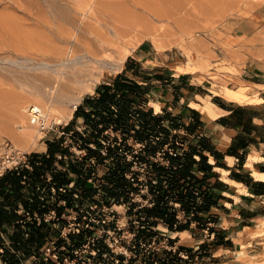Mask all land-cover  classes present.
<instances>
[{
  "label": "rangeland",
  "instance_id": "374dc122",
  "mask_svg": "<svg viewBox=\"0 0 264 264\" xmlns=\"http://www.w3.org/2000/svg\"><path fill=\"white\" fill-rule=\"evenodd\" d=\"M58 1L68 5L69 11L66 12L76 14L75 0H0V166L7 161L3 149L7 144L17 151L19 156L17 161L21 164L34 153L42 151L49 141H59L65 137L64 145H70L72 134H66L65 128L75 120L78 106L83 105L90 97H97V90L101 86L113 84L115 79L126 71L129 60L136 62V65L132 67L133 71L127 72V77L140 80L139 78L147 77L146 73H149L152 74L150 78L154 80L155 86L171 84L175 79L176 84L172 85L169 96L179 98L181 95L177 107L179 109L186 105L187 98L199 102L195 97L196 89L203 97L219 104L230 101L218 95L219 93L222 94L227 88L238 90L241 86H247L250 88L251 100L237 105L258 106L262 103L259 97L264 86L252 82L246 70L249 59L254 61L258 53L264 52V0H139L141 3L137 5H132L128 0H115L118 5L114 7L121 11L119 17L122 22L130 25L140 24L144 27L150 25L152 33L139 35L135 33L133 40L136 43L129 54L116 67L109 69L99 81L94 82L91 90L81 94L75 104L73 115L58 123L56 118L60 117L65 106L58 101L55 83L45 84L41 78V75H45L54 80L58 75L49 70L46 64H39L35 59L40 47L44 43L46 48L49 44L52 45L51 40L58 36L48 30L46 34L49 37L43 41L44 43L42 42L37 30L36 11L42 10L47 18L55 19L58 11L53 8V4L59 3ZM97 1L85 0V5L100 8L101 5L97 4ZM146 1L150 4L155 3L154 5L166 15L159 21L153 19L143 7ZM124 9H128V12H123ZM76 16H80L79 19L84 17L78 14ZM57 21L63 22L61 18ZM67 26L74 30L71 25ZM74 32L76 33L75 30ZM54 44L68 46L66 42L58 40ZM190 68L194 70L191 71ZM183 75L188 79L183 81L179 78ZM187 82L194 89L190 92L180 91L179 87L185 88ZM18 97L21 105L53 104V111L48 113L45 129L31 126L26 109L21 110L18 107ZM153 98L156 101L152 105H155L156 109L161 104L157 100L162 101V99L159 96ZM182 98L186 101L181 102ZM144 108L152 109L149 104ZM179 109L174 108L171 113L178 114ZM156 115L164 114L159 112ZM74 125L77 131L86 132L88 129L82 118H79ZM136 125H139L138 122ZM164 125L170 126L167 122ZM38 132L41 138L34 145L31 133L37 135ZM107 134L116 136L112 131ZM171 135H177L178 142L188 149L192 138H184L182 141V138L178 137L179 134H175L172 129ZM170 140L173 142L172 139ZM127 143L134 148L132 153H126L123 145L119 146L120 149L117 151L126 157V160L121 161V165L132 184L128 185L129 199L123 197L122 204L110 206L105 204V187L113 185L111 178L112 167L116 165L114 159L109 156L106 148L98 150L99 157H95L89 155L87 150L73 145L71 155L64 159L67 163L73 162L79 168L92 173L90 183L93 184L95 193L91 198H82L77 191L73 194L76 200L75 209L67 211L65 225L62 226L59 222L51 224L53 233L40 251L43 257L57 260L53 247L59 239L67 240L73 247V259H66L65 264H132V262L145 264L144 260L151 256L153 259L159 257L163 263H171L174 260L170 259L167 252L185 259L187 253L179 250L181 247L197 249V235L194 237L188 232L180 235L170 233L163 222L152 228L156 233L151 239L135 240L136 232L142 225L139 218L145 215L140 214V211L155 205L147 187V177L149 175L154 177L148 161L168 165L163 151L170 149L171 145H165L164 150H161L159 141L154 139L152 146L158 151L154 157L150 151L145 150L144 145L136 143L132 138L128 139ZM113 144L107 143L106 146L110 145L114 148ZM91 147L96 149L95 145ZM58 159H62L60 155ZM255 159L258 157L256 156ZM230 163L233 164L234 161ZM9 165L12 167L15 164ZM57 166L61 167L59 164ZM74 186L73 183L70 188ZM99 202L102 204L98 205ZM60 204L64 205L65 202L62 201ZM171 206L178 210L179 218L185 221L180 205L172 203ZM50 219H56L55 214L48 215L47 220ZM191 228L197 232L196 223H192ZM247 231L251 237L262 239L261 250L252 251L253 247L244 245L240 252L230 257L237 256L242 264H264V220L259 222L256 229L247 228ZM82 233L84 234L80 241L82 243L76 246L69 235L77 236ZM171 240H174V243H171ZM65 249V247L57 248L55 252ZM130 249L139 250L137 254L139 257H136ZM36 262L39 260L33 257L25 260L24 264H36Z\"/></svg>",
  "mask_w": 264,
  "mask_h": 264
},
{
  "label": "trees",
  "instance_id": "16d2710c",
  "mask_svg": "<svg viewBox=\"0 0 264 264\" xmlns=\"http://www.w3.org/2000/svg\"><path fill=\"white\" fill-rule=\"evenodd\" d=\"M132 63L136 65L129 60L126 71L118 76L113 84L98 88L97 97H90L83 105L78 106L75 120L65 128L66 134H72L70 145H64L65 137L59 141H49L46 154L34 153L18 168L9 169L0 177V260L3 264H24L25 260L33 257L39 260L36 264H65L66 259H73V247L65 239H59L53 247L55 251L57 248H66L58 253L54 251L57 260L43 257L40 253L53 233L51 224L59 222L62 226L65 225L67 211L75 209L76 200L73 194L77 191L82 198H91L95 193L94 186L90 183L92 173L79 168L73 162L67 163L64 159L71 155L73 145L87 150L89 155L95 157H99L98 150L106 148L109 156L114 159L116 165L112 167L111 178L113 185L105 187V204L109 206L122 204L123 197L128 200V185H132L121 165V161L126 160V157L117 151L119 146L123 145L126 153H132L134 148L127 143L128 139L132 138L136 143L144 145L145 150L155 157L158 151L152 146L154 139L159 141L161 150H164L165 145H171L168 151H163L168 165L148 161L154 177H147V187L155 205L140 211V214L145 215L139 218L142 225L136 232V241L141 238L146 241L151 239L156 233L152 228L159 222H163L170 233L194 231L191 228L192 223H196L197 228V222L201 226V221L204 220L200 213L217 203L208 182L216 173L213 172L214 167L209 164V158L204 152L209 150L217 160V165L226 167L221 163V154L210 149L205 142L189 144L188 149H185L184 145L178 142L177 135H171V129L176 130L177 125L169 123L170 126L167 127L164 125L168 120L166 115H156L153 109L144 108L148 102L145 90L127 77V72L133 69ZM79 118H82L88 127L86 132L74 129V124ZM137 122L139 125H136ZM187 130L190 133L195 132L192 125L187 127ZM109 131L116 136L107 134ZM107 143H114V148L110 145L107 147ZM92 145H95L96 149H93ZM59 155L62 159H58ZM200 172L204 174L200 175ZM48 174L52 177L50 181ZM71 183L75 184L73 188H70ZM199 198L203 200L201 204ZM62 201L65 202L64 205L60 204ZM172 203L180 205L185 221L179 218V212L171 206ZM53 211L56 219L48 221L47 216L52 215ZM203 226L213 232V228L206 223ZM90 234L93 236L92 232ZM83 236V233L77 236L69 235L76 246L81 245ZM170 242L174 243V240ZM202 248L203 245L200 249ZM130 250L138 256L139 250ZM179 250L186 251L188 258L175 257L171 252H167L170 259L174 260L171 263H163L159 257L153 259L151 256L152 259L149 257L144 260L145 264H184L197 256V251L194 253L192 248L181 247Z\"/></svg>",
  "mask_w": 264,
  "mask_h": 264
},
{
  "label": "crops",
  "instance_id": "0c3cea01",
  "mask_svg": "<svg viewBox=\"0 0 264 264\" xmlns=\"http://www.w3.org/2000/svg\"><path fill=\"white\" fill-rule=\"evenodd\" d=\"M131 65L134 66L133 63ZM246 72L252 82L264 86V52L258 53L254 61L249 59ZM146 74L147 77L139 78L141 81L138 78H130L145 90L147 104L151 105L155 114L160 112L167 116V123H175L177 129L174 132L179 134L178 137L182 138V141L184 138H192L189 141L190 144L207 143L210 149L221 154V163L226 165V167L218 166L217 160L211 152L209 150L204 152L209 158V164L214 167L213 172L216 173V176L210 177L208 182L211 193L214 195V201L217 203L212 204L209 210L200 213L204 220L201 221V226L197 222V232L185 230L174 233L180 235L183 232H188L194 237L197 235V249L192 248L194 253L197 251V256L184 264H242L237 256L232 258L230 256L240 252L244 245L253 247L252 251L261 250L263 242L262 239L251 237L247 228L256 229L259 222L264 220V179H257L253 175L255 170L264 173V90L260 92L259 98L262 100L260 105L244 106L237 105L233 101H223L220 104L222 106L217 105L224 110V113L219 118L208 121L198 110L190 106L192 102L198 101L187 98L186 105L181 109L177 108L181 95L179 98H175L173 95L169 96L173 88L172 85L176 84L175 79L171 84L155 86L153 85L154 80L150 78L152 74ZM179 78L183 81L188 79L185 75L179 76ZM186 86L187 89H185ZM190 86V83L187 82L185 88L181 86L179 90L190 92L194 89ZM173 90L176 91V89ZM196 90L195 97L198 100L202 94L198 92V89ZM154 96H159L162 99V101L157 100L161 103L159 112L155 109V105H152L156 101ZM185 101L186 99L182 98L181 102ZM174 108L179 109L178 114L171 113ZM225 117L227 120H222ZM190 125L194 127V133L187 130ZM224 142L228 143V148L226 151H221L219 145ZM47 151L48 144L46 143L42 151L37 153L46 154ZM256 156L258 159H255ZM195 157L197 160L200 159L197 155ZM211 157L214 158V162H211ZM228 157H233V164L230 163ZM249 161L252 166H249ZM218 168L228 172L223 173ZM199 174L203 175L204 173L200 172ZM48 177V181H50L52 178L50 174ZM227 179L236 184L227 182ZM53 191L55 192V189ZM202 201L199 198L200 204ZM52 213L54 214L55 211ZM205 223L213 228V232L203 226ZM202 245L203 248L200 249ZM186 258L188 257L186 256ZM0 264H3L1 260Z\"/></svg>",
  "mask_w": 264,
  "mask_h": 264
},
{
  "label": "bare ground",
  "instance_id": "6f19581e",
  "mask_svg": "<svg viewBox=\"0 0 264 264\" xmlns=\"http://www.w3.org/2000/svg\"><path fill=\"white\" fill-rule=\"evenodd\" d=\"M128 1L132 5L141 3L139 0L138 2L136 0ZM58 2L53 4V8L58 11L55 19L47 18L42 10L38 9L36 11L38 13L37 30L42 42L49 37L46 34L48 30L58 36L51 40L52 45L49 44L47 48L43 42L44 44L36 53L35 59L38 60L39 64H46L49 70L58 75L54 80L45 75H41V78L45 84L55 83L54 87L58 101L65 106L60 117L56 118L57 122L60 123L62 119L73 115L76 108L75 104L78 102L80 95L87 90H91L94 82L99 81L107 74L109 69L116 67L129 54L136 43L133 40L135 38L134 34H151L152 26L147 25L144 27L140 24L130 25L122 22L119 17L121 11L114 7L116 4L118 5L115 0H98L97 4L101 5L100 8L85 5V0H75L74 9L76 14L84 15L81 19L76 14L66 12L69 11L67 10V8L69 9L68 5ZM154 4L146 1L143 7L153 19L159 21L166 14ZM123 12H128V9H124ZM60 18L63 22L57 21ZM67 25L74 27L76 33ZM154 30L153 32H155ZM57 40L66 42L68 46L62 47L54 44ZM190 69L191 71L194 70V68ZM249 93V87L241 86L238 90L227 88L222 94L219 93L218 95H222L230 101L245 104L251 100ZM198 100L199 102H193L190 106L198 110L205 120H215L224 112L223 109L206 97L199 96ZM17 102L21 110L26 109L31 126L39 127L41 122L46 125L48 113L53 111V104L48 106L37 103L21 105L19 97ZM156 110L160 111V106H157ZM31 126H28V128H31ZM31 136L34 145L41 138L40 132L37 135L31 133ZM227 148L228 143L226 142L219 145L221 151H226ZM228 159L233 161V157H228ZM213 161L214 158L211 157V162ZM249 166H251V161H249ZM222 171L224 173L228 172L225 169H222ZM253 175L257 179H264V173L258 170H255ZM226 181L236 184L230 179Z\"/></svg>",
  "mask_w": 264,
  "mask_h": 264
},
{
  "label": "built area",
  "instance_id": "2783aa9c",
  "mask_svg": "<svg viewBox=\"0 0 264 264\" xmlns=\"http://www.w3.org/2000/svg\"><path fill=\"white\" fill-rule=\"evenodd\" d=\"M39 127H41L42 129L46 128L44 122L43 123L41 122V124H39ZM3 149L7 161H5L2 166H0V172H2L0 173L1 175H3L7 170L18 168L21 165V163L17 161V159L19 158L18 153L12 146L7 144ZM9 164H15V165L9 167L10 166Z\"/></svg>",
  "mask_w": 264,
  "mask_h": 264
}]
</instances>
